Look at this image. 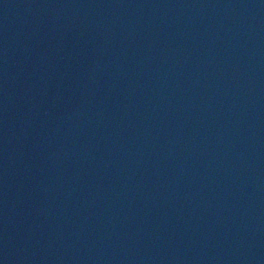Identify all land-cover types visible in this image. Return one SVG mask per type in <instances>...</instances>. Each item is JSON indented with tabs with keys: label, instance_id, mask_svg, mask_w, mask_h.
<instances>
[{
	"label": "water",
	"instance_id": "95a60500",
	"mask_svg": "<svg viewBox=\"0 0 264 264\" xmlns=\"http://www.w3.org/2000/svg\"><path fill=\"white\" fill-rule=\"evenodd\" d=\"M0 264H264V0H0Z\"/></svg>",
	"mask_w": 264,
	"mask_h": 264
}]
</instances>
